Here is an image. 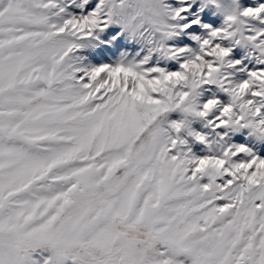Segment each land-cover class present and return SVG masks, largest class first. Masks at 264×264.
Returning a JSON list of instances; mask_svg holds the SVG:
<instances>
[{
	"label": "snow or ice",
	"instance_id": "obj_1",
	"mask_svg": "<svg viewBox=\"0 0 264 264\" xmlns=\"http://www.w3.org/2000/svg\"><path fill=\"white\" fill-rule=\"evenodd\" d=\"M0 264H264V0H0Z\"/></svg>",
	"mask_w": 264,
	"mask_h": 264
}]
</instances>
